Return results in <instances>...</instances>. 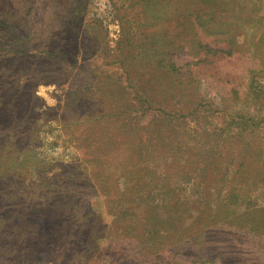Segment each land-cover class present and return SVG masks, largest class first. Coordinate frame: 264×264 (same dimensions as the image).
<instances>
[{"label":"rangeland","instance_id":"374dc122","mask_svg":"<svg viewBox=\"0 0 264 264\" xmlns=\"http://www.w3.org/2000/svg\"><path fill=\"white\" fill-rule=\"evenodd\" d=\"M0 121V264H264V0H0Z\"/></svg>","mask_w":264,"mask_h":264},{"label":"trees","instance_id":"16d2710c","mask_svg":"<svg viewBox=\"0 0 264 264\" xmlns=\"http://www.w3.org/2000/svg\"><path fill=\"white\" fill-rule=\"evenodd\" d=\"M75 21H76V19H72V20H69V22H70V24H69V27L71 28V30H75V26H74V23H75ZM126 61V59H123L122 61H119V62H121V64H124V62ZM164 62H163V60H162V64H163ZM168 66V65H167ZM167 66H166V68H167ZM168 72H169V70H168ZM13 96V95H12ZM12 96H11V98H12ZM2 122L0 121V126H2ZM0 132L2 133V129H1V127H0ZM242 160H243V163H242V165H241V167H243L244 166V161H246V159H245V157H242ZM171 193V191L170 190H167V194H170ZM165 203H169V202H167V201H165ZM156 209H157V207H155V212H156ZM163 209H164V207L161 205L160 206V211H159V213L158 214H161L162 212H163ZM157 213V212H156ZM150 214V213H149ZM211 256H213V255H211ZM221 256H222V259L225 261V263L224 264H231L230 262H228V258H227V256H228V254H223L222 252H221Z\"/></svg>","mask_w":264,"mask_h":264}]
</instances>
